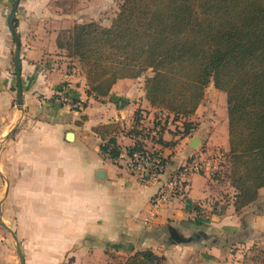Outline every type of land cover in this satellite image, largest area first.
<instances>
[{
	"label": "crops",
	"instance_id": "0c3cea01",
	"mask_svg": "<svg viewBox=\"0 0 264 264\" xmlns=\"http://www.w3.org/2000/svg\"><path fill=\"white\" fill-rule=\"evenodd\" d=\"M77 1L66 11L56 8L53 0H19L14 15L22 86L18 109L14 42L6 24L13 0H0V175L8 201L0 217L15 233L24 263L123 264L135 251L151 249L164 258L162 264H237L229 260L233 255L220 238L228 237L245 252L253 244L264 248V187L255 202L235 211L229 166L214 178L191 174L184 198L151 209L159 184L141 182L126 166V149L134 142L127 131L135 111L144 114L139 122L147 130L157 113L145 97V77L118 79L101 99L86 95L77 59L56 42L58 30L89 22L82 20L88 0ZM115 15L107 22L94 21L107 27ZM63 85L73 107L57 101ZM221 98L225 100L222 91L204 136L197 134L203 125L185 136L172 135L168 125L161 138L173 142L170 148L144 140L166 158L161 181L192 155L228 152L226 101L220 105ZM111 122L123 130L116 137L121 151L116 161L100 154L101 139L94 132ZM193 137L200 139L195 149L189 145ZM169 225L183 237L199 230L203 239L212 232L217 237L204 246L199 239L176 244L168 236ZM167 236L170 242H165ZM241 251H235L236 260L243 258Z\"/></svg>",
	"mask_w": 264,
	"mask_h": 264
},
{
	"label": "trees",
	"instance_id": "16d2710c",
	"mask_svg": "<svg viewBox=\"0 0 264 264\" xmlns=\"http://www.w3.org/2000/svg\"><path fill=\"white\" fill-rule=\"evenodd\" d=\"M69 48L68 56L82 66L86 95L94 99L106 97L118 79L149 72L145 97L172 122L182 120L181 136L191 131L188 117L213 82L225 93L234 209L257 200L264 187V0H122L109 26L75 24ZM167 121L168 116L156 140L164 147L174 145L161 138ZM143 130L127 131L134 139L127 155L141 150ZM122 131L115 122L94 128L102 156L119 158L116 137ZM248 253L239 264H264V248L253 244ZM163 259L145 249L123 264H160Z\"/></svg>",
	"mask_w": 264,
	"mask_h": 264
},
{
	"label": "built area",
	"instance_id": "2783aa9c",
	"mask_svg": "<svg viewBox=\"0 0 264 264\" xmlns=\"http://www.w3.org/2000/svg\"><path fill=\"white\" fill-rule=\"evenodd\" d=\"M63 85L61 90L57 93V101L62 105H68L73 107V102L69 101L64 95ZM157 113L163 114V111L156 110ZM165 114V113H164ZM138 116L143 117V113L138 112ZM168 116L167 126L171 124V115ZM175 122V121H174ZM181 119L176 121V124H180ZM154 123V122H153ZM153 124L152 130L154 133H148L147 129L143 127L141 122L133 124L131 129L143 130L145 138L142 139L143 145L141 150L133 151L130 155H126L127 169L137 175L141 182L150 183L155 182L159 184L158 190L151 200V209L157 210L160 206L166 202L179 198L182 199L186 196L188 188V178L191 174L199 173L214 178L219 175L228 166V154L222 149H215L206 156L192 155L185 162H183L166 180L161 181L160 177L165 170L166 158L158 149L148 148L144 144V140H149L156 143L158 139V130L160 129L159 123ZM165 124V123H164ZM162 124V125H164ZM155 125V126H154ZM166 126V127H167ZM155 127V128H154ZM178 131H181L180 126H175ZM158 146H160L158 144Z\"/></svg>",
	"mask_w": 264,
	"mask_h": 264
},
{
	"label": "rangeland",
	"instance_id": "374dc122",
	"mask_svg": "<svg viewBox=\"0 0 264 264\" xmlns=\"http://www.w3.org/2000/svg\"><path fill=\"white\" fill-rule=\"evenodd\" d=\"M53 2L56 5L55 6L56 8L58 9L61 8L62 10L71 11L75 6V4L73 3H77L78 1L77 0H53ZM88 2H89V4H87L88 14L85 17H83L82 20L94 21V20L99 19V20H102L103 22H107V20L113 15V13L115 14L117 13L122 0H99L96 3H94L95 1L93 0H88ZM73 26L67 30L61 29L57 31V39H56L57 47L63 49L67 56L69 53L68 50L70 49L69 48L70 35H71ZM72 58H75V57H72ZM78 65L83 72V69L81 68L82 67L81 64L78 63ZM149 75H150L149 72H144L140 76L146 77ZM219 98H220V91L215 89L213 85L210 84L205 88L203 98L201 99L196 112L192 116L188 117V120H190L191 122L192 129L196 128L198 125L200 127L203 125L202 130L198 131L197 134L204 136L203 131H206V132L210 131V128H211L210 122H211L212 116L210 117L208 116L210 115L212 105L217 104ZM223 101L225 104V100L221 98L219 101V104L222 105ZM165 119H166V114L164 113L163 114L155 113L151 116V120L152 122H154L153 124L159 123L161 127L163 126L162 124L165 123ZM166 126L167 125H165L164 128H166ZM175 126L181 127V123L178 125L176 124V121L171 122V124L169 125L170 129L168 131H170L172 135H180L178 132V129L175 128ZM152 127L151 128L149 127L148 130H151ZM167 147L170 148L171 146L167 145ZM6 193L7 192H6L5 179L0 175V210L1 212H2V209H3V212L5 211L7 212V209L5 206L6 202H8L6 201V195H5ZM1 212H0V216H1ZM3 223L7 227H9L8 222H3ZM208 236H209L208 239H203L202 237L199 238L198 241H199L200 246L210 244L211 241L215 237H217V235L213 232L210 233V235ZM225 239L220 238L219 243L226 244V247L228 248L229 253L233 255L232 257L229 256V260L236 261V263L239 264L243 260H240L242 259L241 257L239 260L235 259L236 258L235 251L242 250L241 253H239L238 255H244V254L248 255L249 254L248 250L245 252V250L241 249V247L235 244L233 240L229 239L228 237L226 240ZM165 242H170L168 236L165 237ZM0 264H19L18 257L16 255V250H15V242L12 236L9 234V232L1 224H0ZM160 264H162V262Z\"/></svg>",
	"mask_w": 264,
	"mask_h": 264
},
{
	"label": "water",
	"instance_id": "95a60500",
	"mask_svg": "<svg viewBox=\"0 0 264 264\" xmlns=\"http://www.w3.org/2000/svg\"><path fill=\"white\" fill-rule=\"evenodd\" d=\"M18 3H19V0H13L9 14L6 19V24L12 36L13 42H14L13 66H14V73H15V79H16V107L18 109H21L22 86H21V80H20V59H19L20 41H19V37L15 31V26H14V15H15V11L18 6ZM210 84L213 85V82H210L209 85ZM71 136H72L71 133L66 134L67 138H71ZM199 142H200V139L198 137H193L191 141L189 142V145L195 149L198 146ZM0 224L10 233V235L15 241V249H16L18 260H19V264H25L24 257H23L20 245L15 236V233L3 223L1 217H0ZM167 232H168V236L171 242L176 243V244H185L193 240H197L200 237H205V235L203 234L201 230H199L198 233L195 234L194 236L183 237L178 233V231L174 227L170 225L167 226Z\"/></svg>",
	"mask_w": 264,
	"mask_h": 264
}]
</instances>
